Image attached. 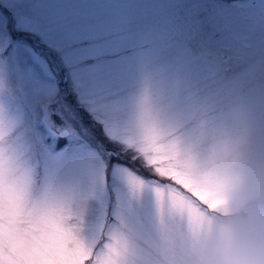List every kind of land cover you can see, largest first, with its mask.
<instances>
[{
  "label": "rangeland",
  "instance_id": "rangeland-1",
  "mask_svg": "<svg viewBox=\"0 0 264 264\" xmlns=\"http://www.w3.org/2000/svg\"><path fill=\"white\" fill-rule=\"evenodd\" d=\"M204 179L264 197V0H0V264H83L69 215L89 251L182 264Z\"/></svg>",
  "mask_w": 264,
  "mask_h": 264
},
{
  "label": "clouds",
  "instance_id": "clouds-1",
  "mask_svg": "<svg viewBox=\"0 0 264 264\" xmlns=\"http://www.w3.org/2000/svg\"><path fill=\"white\" fill-rule=\"evenodd\" d=\"M219 186L208 179L192 182L190 187L178 186L184 206L191 213L205 209ZM256 214L244 224L234 216L210 213L211 223L191 241L182 264H264V197L255 202Z\"/></svg>",
  "mask_w": 264,
  "mask_h": 264
},
{
  "label": "snow or ice",
  "instance_id": "snow-or-ice-1",
  "mask_svg": "<svg viewBox=\"0 0 264 264\" xmlns=\"http://www.w3.org/2000/svg\"><path fill=\"white\" fill-rule=\"evenodd\" d=\"M220 188L219 191L212 194V198L205 202V209L198 211V213H189L187 218V226L191 234L192 240L203 231L205 223H211L213 217L210 213H219L221 216H234L235 221L239 224H244L257 212L255 205L241 206L239 200L233 196L232 189L227 181H214ZM63 235V246L70 253H77L79 258L83 260V264H120V260L124 253L117 242L116 246L103 247L100 251L92 249L89 251L88 247L84 245L78 235V225L76 224V217L69 215L63 217L59 224ZM40 243L39 237H32L25 239L23 237L13 239L6 242L7 253L9 259H20L26 253L32 251L33 248L38 247ZM126 248V246H125ZM187 248H181L173 251L172 255L176 257H183ZM100 252V255H97Z\"/></svg>",
  "mask_w": 264,
  "mask_h": 264
}]
</instances>
